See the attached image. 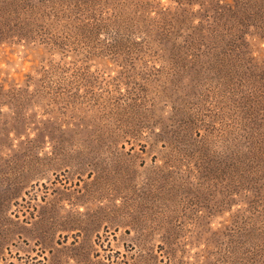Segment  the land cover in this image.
<instances>
[{
    "label": "rangeland",
    "instance_id": "obj_1",
    "mask_svg": "<svg viewBox=\"0 0 264 264\" xmlns=\"http://www.w3.org/2000/svg\"><path fill=\"white\" fill-rule=\"evenodd\" d=\"M44 10L0 36V264H264V0Z\"/></svg>",
    "mask_w": 264,
    "mask_h": 264
},
{
    "label": "trees",
    "instance_id": "obj_2",
    "mask_svg": "<svg viewBox=\"0 0 264 264\" xmlns=\"http://www.w3.org/2000/svg\"><path fill=\"white\" fill-rule=\"evenodd\" d=\"M180 1V0H175ZM42 2V10H36L38 8L34 1L32 0H26V4L23 7H20V4L17 2V0H0V36L3 35V33L11 35L12 37H20L22 39L27 38H33L35 34H37V28L40 27V24L38 22H33L31 19H26L27 16H44L43 13H47L46 10H44L45 3H47V0H41ZM56 2V1H54ZM189 3V2H188ZM25 13L23 12V10ZM24 15V16H23ZM101 24V28L95 27L94 29L85 32L87 38L91 39L90 35H93L91 33H101V30L104 29L106 31L107 26H104V22L98 18L97 19ZM170 24V23H169ZM168 24V25H169ZM173 31V30H171ZM170 31V32H171ZM162 34H168L166 32H161ZM175 34L174 32H171ZM191 37V36H190ZM131 40L123 37L121 39L115 40L113 43H109L111 48L109 49H123L122 46H125L126 44L131 43ZM92 42V39H91ZM198 45H210L208 42H201L198 44V41L196 43L192 42H186V48L190 47L196 50H199ZM257 118V116H256Z\"/></svg>",
    "mask_w": 264,
    "mask_h": 264
}]
</instances>
